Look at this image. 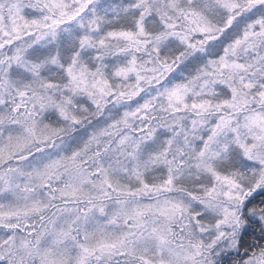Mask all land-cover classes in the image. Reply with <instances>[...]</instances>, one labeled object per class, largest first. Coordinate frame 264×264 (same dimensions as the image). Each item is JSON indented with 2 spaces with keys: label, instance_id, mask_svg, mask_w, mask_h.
Instances as JSON below:
<instances>
[{
  "label": "snow or ice",
  "instance_id": "snow-or-ice-1",
  "mask_svg": "<svg viewBox=\"0 0 264 264\" xmlns=\"http://www.w3.org/2000/svg\"><path fill=\"white\" fill-rule=\"evenodd\" d=\"M0 264H264V0H0Z\"/></svg>",
  "mask_w": 264,
  "mask_h": 264
}]
</instances>
